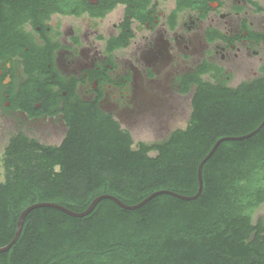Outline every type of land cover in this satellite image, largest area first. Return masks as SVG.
Returning a JSON list of instances; mask_svg holds the SVG:
<instances>
[{"label":"trees","instance_id":"16d2710c","mask_svg":"<svg viewBox=\"0 0 264 264\" xmlns=\"http://www.w3.org/2000/svg\"><path fill=\"white\" fill-rule=\"evenodd\" d=\"M256 11L264 7L247 0ZM264 44V34H251ZM216 37L224 38L221 34ZM263 76L236 88L196 78L185 128L155 144H136L113 116L95 103L71 102L70 131L60 146H45L24 136L12 139L0 156V264H264V220L254 221L264 204ZM205 72V71H204ZM187 87L184 92L189 91Z\"/></svg>","mask_w":264,"mask_h":264},{"label":"flooded vegetation","instance_id":"af4514ba","mask_svg":"<svg viewBox=\"0 0 264 264\" xmlns=\"http://www.w3.org/2000/svg\"><path fill=\"white\" fill-rule=\"evenodd\" d=\"M258 14L247 0H0L3 151L20 135L60 146L78 101L98 102L136 144L167 140L198 75L230 87V72L259 55ZM146 128L167 137L136 140Z\"/></svg>","mask_w":264,"mask_h":264},{"label":"rangeland","instance_id":"374dc122","mask_svg":"<svg viewBox=\"0 0 264 264\" xmlns=\"http://www.w3.org/2000/svg\"><path fill=\"white\" fill-rule=\"evenodd\" d=\"M255 2H257L260 6L264 7V0H253ZM117 11H115L113 13L114 17L116 15ZM112 17V15H111ZM256 17L258 18V20H260V25H258L257 29H261L264 30V14L260 13L258 15H256ZM259 50V55L256 56L255 58L250 59L249 62H247V66L251 65V67H254L255 70H257L259 68V66L261 65L262 61L264 62V60L261 61V58L264 59V45H262L260 48H258ZM249 66L248 68H246V70L243 71H237L234 70L233 72H230L231 74V78H230V83H228V85L230 87H236L239 84H241L243 81L247 80L249 77L252 76L251 71H249ZM182 101H185V108L183 109V111L180 114H177L175 116V118H172L170 121L172 123H170V131L173 128H185L189 122L190 119V115L192 112L191 109V103H190V99L189 97L186 98V100L183 98ZM3 125V120L0 117V126ZM169 131V132H170ZM167 136L164 137H160L157 136V134L151 129H144L143 131H141L140 134H137V136H135L136 140L138 139H142L144 141H146L147 143H152L154 141H158V140H162L163 138H166ZM50 144H58L59 141H49ZM3 145H0V156L3 153ZM5 177L4 175V169L2 166V163L0 161V178L3 179ZM259 219H263L264 220V204L255 212L254 214V221L257 222Z\"/></svg>","mask_w":264,"mask_h":264},{"label":"water","instance_id":"95a60500","mask_svg":"<svg viewBox=\"0 0 264 264\" xmlns=\"http://www.w3.org/2000/svg\"><path fill=\"white\" fill-rule=\"evenodd\" d=\"M264 125V122L263 124L256 130L254 131L253 133H251L250 135L248 136H245V137H242V138H238L237 140H242V139H246V138H249L251 136H253L254 134H256ZM228 140H236V139H233V138H223L221 140H219L216 145L214 146V148L212 149V151L210 152V154L204 159V161L202 162V164L200 165V168H199V183H200V191L198 193V195L194 196V197H191V198H187V197H182V196H178L174 193H171V192H168V191H161V192H157L155 194H153L151 197H149L147 200H145L143 203L137 205V206H134V207H130V206H126L124 205L121 201H119L117 198L115 197H112V196H108V195H105V196H101L97 199H95L93 201V203L91 204V206L88 208L87 211H85L84 213H81V214H77V213H74L70 210H68L67 208H64L60 205H57V204H53V203H41V204H36V205H33L31 207H29L28 209H26L19 221H18V226H17V232H16V236L15 238L13 239V241L6 247L4 248H0V253H4V252H8L10 250V248L18 241L21 233H22V230H23V226H24V223H25V219L27 217V215L34 209H37V208H43V207H48V208H55V209H59L61 211H63L64 213L72 216V217H84V216H87L89 215L93 210L94 208L97 206V204L103 200V199H111L113 201H115L118 205H120L122 208L126 209V210H136L140 207H142L143 205H145L147 202H149L152 198L158 196V195H162V194H172L174 196H177V197H180L181 199L183 200H194L196 199L201 193H202V190H203V181H202V167L204 165V163L210 159V157L214 154V152L216 151L217 147L225 142V141H228Z\"/></svg>","mask_w":264,"mask_h":264}]
</instances>
